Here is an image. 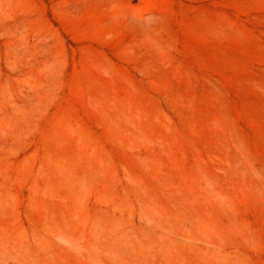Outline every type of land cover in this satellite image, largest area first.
<instances>
[{
  "label": "rangeland",
  "instance_id": "rangeland-1",
  "mask_svg": "<svg viewBox=\"0 0 264 264\" xmlns=\"http://www.w3.org/2000/svg\"><path fill=\"white\" fill-rule=\"evenodd\" d=\"M0 264H264V0H0Z\"/></svg>",
  "mask_w": 264,
  "mask_h": 264
}]
</instances>
